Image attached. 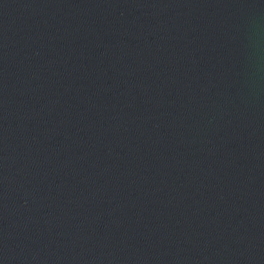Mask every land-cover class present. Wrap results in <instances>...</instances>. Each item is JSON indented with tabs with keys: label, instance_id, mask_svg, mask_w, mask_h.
<instances>
[{
	"label": "water",
	"instance_id": "1",
	"mask_svg": "<svg viewBox=\"0 0 264 264\" xmlns=\"http://www.w3.org/2000/svg\"><path fill=\"white\" fill-rule=\"evenodd\" d=\"M0 264H264V0H0Z\"/></svg>",
	"mask_w": 264,
	"mask_h": 264
}]
</instances>
